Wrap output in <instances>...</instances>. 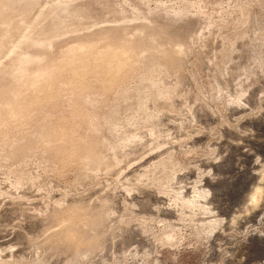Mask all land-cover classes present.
<instances>
[{"label": "rangeland", "instance_id": "rangeland-1", "mask_svg": "<svg viewBox=\"0 0 264 264\" xmlns=\"http://www.w3.org/2000/svg\"><path fill=\"white\" fill-rule=\"evenodd\" d=\"M0 264H264V0H0Z\"/></svg>", "mask_w": 264, "mask_h": 264}]
</instances>
